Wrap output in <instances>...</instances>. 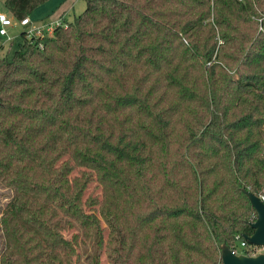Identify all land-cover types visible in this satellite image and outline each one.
Masks as SVG:
<instances>
[{"label":"trees","instance_id":"trees-1","mask_svg":"<svg viewBox=\"0 0 264 264\" xmlns=\"http://www.w3.org/2000/svg\"><path fill=\"white\" fill-rule=\"evenodd\" d=\"M46 1L5 6L21 20ZM21 37L0 54V184L64 148L103 196L71 237L8 200L0 264H220L253 232L264 0H87L52 36Z\"/></svg>","mask_w":264,"mask_h":264},{"label":"rangeland","instance_id":"rangeland-1","mask_svg":"<svg viewBox=\"0 0 264 264\" xmlns=\"http://www.w3.org/2000/svg\"><path fill=\"white\" fill-rule=\"evenodd\" d=\"M87 6V0H47L38 6L29 18L33 22L51 16L62 21L71 22L75 16L82 13ZM0 13H6L16 19L6 8L5 0H0ZM22 25L10 28V33L15 36L13 42L0 41V54L12 57L22 41ZM44 165L50 172L45 175L40 165ZM103 188L99 184L95 173L83 169L74 164L66 149L55 156H49L41 163L32 165L24 164L16 166L7 178L0 184V217L1 210L10 199L22 207L25 216L30 212L39 214L41 218L53 227L61 228L65 237H71L73 233L80 232L79 222L72 214H79L83 219L90 214H99L102 201ZM31 215V214H30ZM33 216V215H32ZM72 221L75 227H69ZM82 235V233L80 232ZM3 243L0 226V250ZM103 264H109L106 257Z\"/></svg>","mask_w":264,"mask_h":264},{"label":"built area","instance_id":"built-area-1","mask_svg":"<svg viewBox=\"0 0 264 264\" xmlns=\"http://www.w3.org/2000/svg\"><path fill=\"white\" fill-rule=\"evenodd\" d=\"M19 24L23 26L22 31L26 33V36L28 38H44L47 36H52L57 27L66 25L67 22L62 21L60 18H57L48 20L41 24H36L29 17L16 21L9 17L6 13H0L1 37H5V40L8 42L13 41L15 39V36L9 32L10 28H13ZM260 29H262V27H260ZM259 196L264 201V192ZM231 248L237 254L242 253L246 255H257L259 253L264 252V245L251 244L241 235L236 236L235 245Z\"/></svg>","mask_w":264,"mask_h":264},{"label":"water","instance_id":"water-1","mask_svg":"<svg viewBox=\"0 0 264 264\" xmlns=\"http://www.w3.org/2000/svg\"><path fill=\"white\" fill-rule=\"evenodd\" d=\"M246 194L256 211V219L250 222L253 228L251 234L245 233L243 237L251 244L264 245V201L259 195L246 190ZM220 264H264V252L257 255L237 254L225 244L221 245Z\"/></svg>","mask_w":264,"mask_h":264},{"label":"crops","instance_id":"crops-1","mask_svg":"<svg viewBox=\"0 0 264 264\" xmlns=\"http://www.w3.org/2000/svg\"><path fill=\"white\" fill-rule=\"evenodd\" d=\"M60 17H63V16H59V18H60ZM56 19H57V18H56ZM48 20H52L51 16L41 19V21L38 22V23H36V22H34V23H36V24H41V23H44V22H46V21H48ZM66 22H67V21H66ZM3 38H4V37H1V39H0L1 42H4V39H3Z\"/></svg>","mask_w":264,"mask_h":264}]
</instances>
